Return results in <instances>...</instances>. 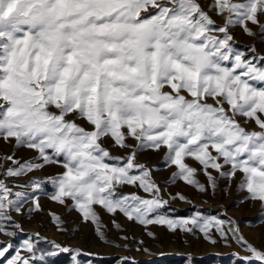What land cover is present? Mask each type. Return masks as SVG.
Here are the masks:
<instances>
[{
    "label": "snow or ice",
    "instance_id": "obj_1",
    "mask_svg": "<svg viewBox=\"0 0 264 264\" xmlns=\"http://www.w3.org/2000/svg\"><path fill=\"white\" fill-rule=\"evenodd\" d=\"M237 30L264 43V0H0V141L37 153L0 163V234L22 230L12 212L30 199L8 178L54 165L62 171L30 187L50 183L49 199L95 225L105 243L97 207L142 226L199 232L212 244L218 234L245 248L244 264H264V252L231 220L162 215L169 201L138 161L141 151H163L176 169L171 182L215 193L225 178L264 209V56L255 47L251 57L236 50ZM112 148L126 155L114 157ZM8 161L13 166L4 167ZM125 187L149 198L124 194ZM31 201L40 210L39 197ZM54 220L59 226L60 217ZM11 247H0L7 264H48L46 256L72 251L54 244L36 255L29 237L7 259Z\"/></svg>",
    "mask_w": 264,
    "mask_h": 264
},
{
    "label": "rangeland",
    "instance_id": "obj_2",
    "mask_svg": "<svg viewBox=\"0 0 264 264\" xmlns=\"http://www.w3.org/2000/svg\"><path fill=\"white\" fill-rule=\"evenodd\" d=\"M234 35L236 50L251 57L253 54L249 48L255 47L258 50L257 55L264 56V43L258 38L250 37L238 30ZM128 143L134 145L136 142L130 139ZM110 150L114 157L126 155L121 149ZM8 155H13L15 159L24 163L33 160L37 153L0 141V163H3ZM163 155V151L153 150H144L138 154L139 163L150 168L152 179L161 188L159 195L169 201L166 208L161 210L162 215L171 219H188L199 214L203 217L231 220L235 222L240 235L248 244L264 252V209L259 202L244 199L247 194L238 190V182L225 178H218L215 193L211 190L200 193L181 180L171 182V174L176 169L164 162ZM189 163L190 166L197 168L195 178L207 186V178L199 171V165L191 161ZM10 166H13L10 161L4 164V167ZM61 171L59 167L50 165L19 178H8L15 180V184L12 185L14 192L27 191L30 199L20 213L12 212L13 222L19 224L22 230L9 227L7 230L14 232V236L0 234V247L6 243L12 245L6 253L7 259H12L16 250H20L23 242L29 237L35 243L36 255L54 251V244L72 250L71 253H63L56 257L46 256L48 264H73L71 257L77 251L80 253L77 256L79 264H124L125 258L129 261L134 260L136 264H182V261L187 264L189 257L193 264H244L239 258L249 255L235 240L222 241L218 234L215 236L217 243L212 244L199 232L194 235L180 231L173 233L162 225L142 226L128 221L122 214L114 216L97 207L106 239L110 241L105 243L97 237L95 225L83 222L79 213L49 199L54 192L50 183L43 184L39 191H34L30 187L32 181L48 180ZM209 171H212L214 176L217 175L213 170ZM122 191L124 194L135 192L149 198L143 190L133 187H125ZM178 194L184 196L187 202L173 199ZM33 196L39 197L38 211L33 208L31 201ZM56 216L61 220L59 226L54 220ZM149 232L152 236L148 235ZM21 255H25L22 250ZM0 264H7V260L0 258Z\"/></svg>",
    "mask_w": 264,
    "mask_h": 264
},
{
    "label": "trees",
    "instance_id": "obj_3",
    "mask_svg": "<svg viewBox=\"0 0 264 264\" xmlns=\"http://www.w3.org/2000/svg\"><path fill=\"white\" fill-rule=\"evenodd\" d=\"M150 264V263H149Z\"/></svg>",
    "mask_w": 264,
    "mask_h": 264
}]
</instances>
